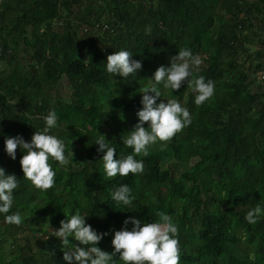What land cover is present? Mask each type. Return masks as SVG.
Wrapping results in <instances>:
<instances>
[{"label":"trees","instance_id":"obj_1","mask_svg":"<svg viewBox=\"0 0 264 264\" xmlns=\"http://www.w3.org/2000/svg\"><path fill=\"white\" fill-rule=\"evenodd\" d=\"M257 46L264 0H0V167L19 183L8 214L22 217L16 226L0 214V264H67L53 235L76 212L107 233L96 245L107 252L125 219L158 222L164 212L178 226L180 264H264V214L256 224L245 219L256 204L264 208V86L249 76L264 66L253 58ZM181 48L201 57L198 75L214 81V95L197 106L187 82L179 90L156 85L157 104L178 100L192 123L164 151L157 143L136 156L142 173L107 177L96 139L105 135L117 159L133 154L121 136L139 122L141 89ZM122 49L142 63L127 78L106 70L107 56ZM50 110L57 126L49 134L64 141L70 163L50 158L55 186L41 191L24 178L23 153L11 159L4 141L30 142ZM122 184L131 206L111 198Z\"/></svg>","mask_w":264,"mask_h":264},{"label":"clouds","instance_id":"obj_2","mask_svg":"<svg viewBox=\"0 0 264 264\" xmlns=\"http://www.w3.org/2000/svg\"><path fill=\"white\" fill-rule=\"evenodd\" d=\"M151 26H146L145 34H151ZM127 50L116 51L106 58V70L110 74L127 78L142 68L141 61L134 60ZM170 66H159L154 72V84L141 89L143 107L136 113L139 122L131 131L122 134V144L132 149L133 154L116 157V149L109 146L105 135L99 134L95 141L98 152H103V169L107 177L128 176L140 174L144 171L142 160L135 157L149 155V148L160 143V150L164 151L176 134L182 132L192 123L190 111L176 99L157 104L161 92L156 85L162 84L165 89L179 90L187 82V87L195 93L194 103L202 105L209 100L215 91L214 81H206L203 75H198L203 61L201 57L188 48H181L178 54L169 58ZM154 93V95H151ZM46 126L42 131L36 130L30 142L22 136H9L5 139V151L15 160L17 149L23 155L20 166L24 178L38 190L47 191L55 186L56 172L49 163L50 158L61 166L70 163L65 155L66 145L63 140L51 135L50 129L57 126V115L54 110L43 117ZM147 123V127L144 125ZM72 156H74L72 152ZM19 187L15 175H6L0 167V214H5V223L19 226L22 217L19 211L8 214L14 201V190ZM111 198L117 204L131 206L135 197L131 195L128 185L122 184L111 193ZM264 208L260 204L252 207L245 216L249 224H256ZM158 222H143L136 218L125 219L124 227L114 232L111 240L112 252H107L96 245L107 233H98L90 224L86 223V216L76 212L60 222V227L54 230V235L61 240L63 260L67 264H116L115 257H119L124 264H180V245L178 240V226L172 217L164 212H157ZM132 228L128 230L127 225ZM69 237L79 243L70 244Z\"/></svg>","mask_w":264,"mask_h":264},{"label":"rangeland","instance_id":"obj_3","mask_svg":"<svg viewBox=\"0 0 264 264\" xmlns=\"http://www.w3.org/2000/svg\"><path fill=\"white\" fill-rule=\"evenodd\" d=\"M61 25V24H60ZM255 49H257V52H254L253 54V58L254 60H258V61H262L264 62V47L262 46H257V48L255 47ZM2 65V63H1ZM243 65L244 67L248 66V58H245L243 60ZM249 76L250 79L252 81L253 87H256L257 85H262L264 86V66L261 70L255 71L254 72V68H251L249 70ZM61 88L63 89L64 93L67 92V88L62 86V84L60 85ZM173 160V158H170L166 161L163 162V167L168 166L169 162H171Z\"/></svg>","mask_w":264,"mask_h":264}]
</instances>
